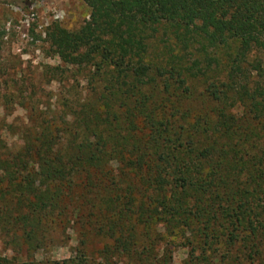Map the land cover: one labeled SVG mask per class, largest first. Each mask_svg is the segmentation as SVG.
<instances>
[{
  "label": "trees",
  "instance_id": "obj_1",
  "mask_svg": "<svg viewBox=\"0 0 264 264\" xmlns=\"http://www.w3.org/2000/svg\"><path fill=\"white\" fill-rule=\"evenodd\" d=\"M83 1L85 25H55L47 38L92 94L76 97L72 86L61 110L35 112L17 151L0 139V239L27 260L0 264H161L164 230L204 261L221 248H255L264 85L251 86L262 63L250 56L264 54V0ZM159 30L168 45L154 59ZM221 48L227 75L215 83ZM61 226L82 230L74 257L38 260ZM87 231L106 240L99 260L87 255Z\"/></svg>",
  "mask_w": 264,
  "mask_h": 264
},
{
  "label": "rangeland",
  "instance_id": "obj_2",
  "mask_svg": "<svg viewBox=\"0 0 264 264\" xmlns=\"http://www.w3.org/2000/svg\"><path fill=\"white\" fill-rule=\"evenodd\" d=\"M89 19L90 8L83 0H0V139L12 152L23 145L24 134L33 127L35 112L51 115L54 110H61L60 95L71 97L67 91L72 86L75 87L76 97L92 94L85 73L62 63L47 38L48 31L55 25L75 32ZM32 30L36 36H32ZM167 39L161 30L150 39V58L156 59L162 53L168 45ZM197 51L193 50L195 55L192 59L198 57ZM215 53L222 59L221 67L213 66L210 81L221 83L227 75L224 65L229 54L224 48ZM250 58L262 63L260 76L255 71L250 75L251 86L259 82L264 85V54L253 52ZM56 68L63 71L64 76L53 80L51 75ZM81 231L76 226L57 227L52 231L50 243L39 249L36 258L62 261L74 257ZM159 239L158 259L166 264H264V233L258 236L255 248L237 246L229 254L221 248L208 253V258L205 255V261L198 259L200 251L192 252L185 240L178 239L171 232L164 230ZM105 243L102 236L87 231L86 250L89 257L99 260ZM222 255H225L224 259ZM0 257H17L27 261L25 253L14 252L1 239ZM126 261L122 257L114 259L117 264Z\"/></svg>",
  "mask_w": 264,
  "mask_h": 264
}]
</instances>
